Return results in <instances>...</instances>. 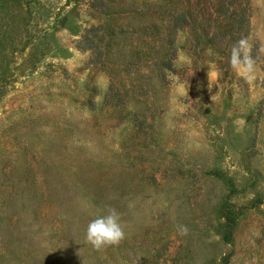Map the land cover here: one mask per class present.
I'll return each mask as SVG.
<instances>
[{
    "label": "rangeland",
    "instance_id": "1",
    "mask_svg": "<svg viewBox=\"0 0 264 264\" xmlns=\"http://www.w3.org/2000/svg\"><path fill=\"white\" fill-rule=\"evenodd\" d=\"M0 264H264V0H0Z\"/></svg>",
    "mask_w": 264,
    "mask_h": 264
},
{
    "label": "clouds",
    "instance_id": "2",
    "mask_svg": "<svg viewBox=\"0 0 264 264\" xmlns=\"http://www.w3.org/2000/svg\"><path fill=\"white\" fill-rule=\"evenodd\" d=\"M247 41L241 39L233 46L230 63L236 66L239 63L238 50L246 46ZM186 227L182 234H186ZM85 240L94 249L119 245L125 239V231L121 224L120 214L111 206H106L101 212L89 220L85 227Z\"/></svg>",
    "mask_w": 264,
    "mask_h": 264
}]
</instances>
